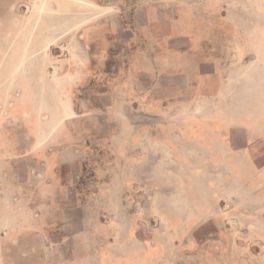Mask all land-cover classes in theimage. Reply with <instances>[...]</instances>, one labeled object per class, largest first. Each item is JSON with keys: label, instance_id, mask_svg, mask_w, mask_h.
<instances>
[{"label": "crops", "instance_id": "1", "mask_svg": "<svg viewBox=\"0 0 264 264\" xmlns=\"http://www.w3.org/2000/svg\"><path fill=\"white\" fill-rule=\"evenodd\" d=\"M47 1L46 22L75 35L76 53L53 61L60 72L29 73L36 102L18 109L40 113L36 166L0 170V240L28 245L0 248V264H264V189L244 182L249 171L196 166L229 165L223 152L245 126L229 42L242 37L230 16L247 0H60L59 13ZM99 79L110 101L91 112L106 114L107 156L87 196L75 185L86 158L71 96ZM60 127L74 137L57 140Z\"/></svg>", "mask_w": 264, "mask_h": 264}, {"label": "rangeland", "instance_id": "2", "mask_svg": "<svg viewBox=\"0 0 264 264\" xmlns=\"http://www.w3.org/2000/svg\"><path fill=\"white\" fill-rule=\"evenodd\" d=\"M47 2V0H0V170H5L6 175L10 173L9 170H22L36 166L28 155L31 151H34L31 145L33 140L39 138L43 131L39 128L40 113L18 109L20 103V107H25L29 103L34 104L36 102V98L33 96L29 100L26 90L28 91L31 88L35 92L40 81L29 80V73L33 72L35 77V75L44 76L45 73L50 76L52 71L54 73L60 72L59 67L61 65H56L53 61H60L59 59L69 56L73 57L76 53V48L71 46V41L73 42L76 39L75 35H61L59 31H53L50 23L46 22L45 8ZM49 5L51 7L55 6L57 13H59L60 0L49 1ZM214 7L216 6L214 5ZM235 12L233 17L230 16V19L236 25L242 26L244 31L239 33L242 37L238 39L235 46H232V41L229 42L230 52H234L232 53L234 57H230V71H237L239 75L241 73L245 74L244 81H240V83H244L245 88L244 105L246 109H249L244 112L245 121L243 124L245 126L244 128L237 127L233 129L235 142L228 145V154H226V150L223 152L229 165L225 163L218 165V161H214L213 164L203 162L204 164L200 165L198 160L196 166L212 167L214 169L228 166L229 168L238 169L240 172L249 171L250 174L242 177V179H245L244 182L259 185L258 190H263L264 0H261L260 24L258 17L254 19L252 14L251 0L246 1L245 10H241L240 14L237 15V10ZM205 18L210 25L220 22V16L217 15L206 16ZM48 19L50 18L48 17ZM258 28L261 30H258ZM112 60L115 61V58H112ZM109 68L115 70V65L111 64ZM252 75L255 76V79H248ZM107 84L106 79L93 80L90 85L81 88L79 92L71 96L75 108L74 117L76 122L72 123L69 129L71 133H75V136L80 137L81 135L84 144V157L86 158L84 163L81 162L78 165L80 169H83V174L81 178L75 177L77 179L75 185L79 184L78 187H81L87 196L92 193L96 180H98L95 177L94 167L98 166L99 159H103L101 162L104 163V158L107 156L106 147L109 127L106 122V114L91 112V108L94 106L107 104L110 101L109 96L99 94L102 93L99 89ZM253 84L255 87H253ZM233 93L236 94L237 92L234 91ZM117 99L123 106L124 97H118ZM92 114H94V121L90 120ZM84 115L86 116L85 119H83ZM78 132L79 135H77ZM73 137V134L67 133L65 128L60 127L57 130V140ZM247 140H250V142H246ZM252 140L254 141L252 142ZM93 152L96 154L95 156ZM39 166L42 165L37 164V167ZM18 178L22 179L23 176L20 175ZM78 181L79 183H77ZM140 226H142V231H147V228L150 229V227L156 225L148 222ZM248 226L251 228V225H245L244 227L248 228ZM261 232H264V227L261 228ZM27 245V240H17L15 244L7 239L0 240L1 249L10 250L15 248L19 251ZM254 249L256 248L254 247ZM68 251L69 249L66 252L68 253ZM8 258L13 259V257ZM14 258L18 264L26 263L22 259L23 257ZM51 258L55 257H50V260H52Z\"/></svg>", "mask_w": 264, "mask_h": 264}, {"label": "bare ground", "instance_id": "3", "mask_svg": "<svg viewBox=\"0 0 264 264\" xmlns=\"http://www.w3.org/2000/svg\"><path fill=\"white\" fill-rule=\"evenodd\" d=\"M74 1H80L81 4H84V6H87V0H74ZM84 8V7H83Z\"/></svg>", "mask_w": 264, "mask_h": 264}]
</instances>
